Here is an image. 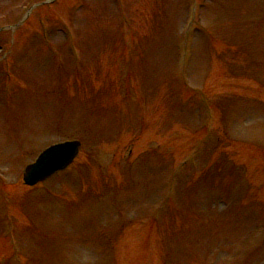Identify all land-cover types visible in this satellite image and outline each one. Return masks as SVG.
I'll return each instance as SVG.
<instances>
[{
    "label": "rangeland",
    "instance_id": "1",
    "mask_svg": "<svg viewBox=\"0 0 264 264\" xmlns=\"http://www.w3.org/2000/svg\"><path fill=\"white\" fill-rule=\"evenodd\" d=\"M47 1L0 0V264H112L140 221L137 264H264V0H199L189 37L190 0H78L69 23L76 0ZM180 89L213 111L178 106ZM205 117L196 169L172 173ZM64 140L73 164L24 185Z\"/></svg>",
    "mask_w": 264,
    "mask_h": 264
},
{
    "label": "water",
    "instance_id": "2",
    "mask_svg": "<svg viewBox=\"0 0 264 264\" xmlns=\"http://www.w3.org/2000/svg\"><path fill=\"white\" fill-rule=\"evenodd\" d=\"M76 145V143H64L45 149L36 161L25 169L24 181L27 184H34L54 170L67 165L76 153Z\"/></svg>",
    "mask_w": 264,
    "mask_h": 264
}]
</instances>
